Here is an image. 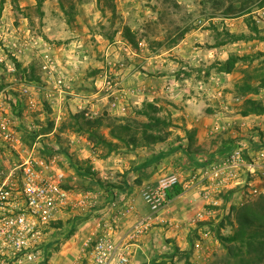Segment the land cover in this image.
Here are the masks:
<instances>
[{
    "label": "rangeland",
    "instance_id": "1",
    "mask_svg": "<svg viewBox=\"0 0 264 264\" xmlns=\"http://www.w3.org/2000/svg\"><path fill=\"white\" fill-rule=\"evenodd\" d=\"M246 12L251 14L244 15ZM254 26L260 30L259 35L264 36V0H101L99 3L98 0H0V120L7 123L19 141L16 151L0 141V172L8 174L27 158L46 161L56 158V164L68 174L67 181H74L78 176L76 166L82 165L80 159L84 160L85 156L90 158V155L103 156L108 150L98 145L91 147L94 144L88 135L75 131L74 117L78 115L88 120L102 118L101 132L110 140L109 130L114 128L120 131V126L125 125L131 129L129 134H135L140 139L142 125L148 121L141 111L148 103L159 108L156 115L173 123V113L153 102L134 107V99L128 98L130 106L127 105L126 110L118 95L124 89L120 76L132 64L133 58L138 66L145 65L146 57H153L161 49L174 47L192 34H198L193 38V43L202 48L210 47L212 40L220 45L228 41L234 48L225 57L226 60L231 56L250 57L239 61L231 73L220 72L219 65H215L226 60H215L209 68L229 75L224 91L233 94L235 104H242L241 110L247 99L259 100L264 104V48L246 46L251 41H264L238 40L231 36H255L256 32L252 30ZM125 27L133 32L136 44L124 38ZM240 42L246 43L243 48ZM218 57H221L220 51ZM15 60L22 67L18 68ZM176 61L186 62L185 59ZM201 63L208 64L205 61ZM70 66L77 74H85V83L89 84L84 83L83 87H79L77 83L80 81L76 79L74 87L107 97L105 108L96 109L95 112L89 109V101L84 105H72L68 97L63 98L64 92L70 89L67 86L72 75V72L69 74ZM144 67L146 69L139 68L142 73L147 76L155 74L148 70L147 65ZM28 68L39 81L29 79L24 71ZM181 70L183 75L189 72L186 68ZM210 75L208 72L204 76L207 78ZM246 78L251 79L250 83L258 88V93H240L236 89ZM171 128L165 129V132L170 130L172 138L168 145L182 141L181 135H177L178 131ZM81 135L87 138L90 145L84 141L74 145L75 139ZM239 144L235 143L232 148ZM124 153L119 151L115 154L119 160L114 165H118L119 169L114 180L100 181L96 178L98 173H94L93 180L79 176L75 180L76 185L94 194L109 192L116 187L123 188L122 181L132 164ZM71 156L75 159L74 167L69 162ZM86 162L83 167H88ZM254 186L259 193L248 191L241 202L229 204L225 200L220 205L209 206L220 211L216 218L198 220L184 231L180 241L176 237L171 239L174 244L167 239L169 245L157 253L150 264H264V260H260L264 257L257 258V253L251 248L238 243L236 253L230 254L218 239L220 233L229 236L240 230L239 218L245 206L264 213V181L263 187L262 184ZM60 226L62 224L53 221L50 228H44L35 259H24L20 264H65L64 256L59 253L66 242L59 240L52 243L48 242L49 238L46 239L50 229L59 230ZM89 250L88 247L86 253ZM84 261L82 257L80 262Z\"/></svg>",
    "mask_w": 264,
    "mask_h": 264
},
{
    "label": "crops",
    "instance_id": "2",
    "mask_svg": "<svg viewBox=\"0 0 264 264\" xmlns=\"http://www.w3.org/2000/svg\"><path fill=\"white\" fill-rule=\"evenodd\" d=\"M197 35V33L192 34L183 39L180 44L161 49L160 53H153V57H146L143 64L148 66L151 73H155L152 74L153 76L142 73L139 68L146 69L145 65L138 66L134 58L132 64L122 72L120 84L121 86L123 84L124 89L118 95L125 109L127 110V105L130 106L128 98L134 99L132 101L134 107H137L135 105L141 107L144 102H153L159 107H167L173 113L172 119L175 126L171 130L178 131L177 135H181L182 141L168 145L167 142L172 140L169 137L166 142L140 148L132 145L123 147L124 144H122L116 151L107 150L103 156L90 155V158L85 156L84 160L80 159L82 166L85 164L84 161H87L91 172L98 173L96 178L100 181L116 178L119 166L114 164L118 163L119 158H115V154L119 151H125V156L132 161V164L125 180L122 181L123 188H112L111 193L100 191L98 194L86 195L88 191L76 185L75 180L81 176L78 172L74 181L66 180V188L73 193L71 204L57 216L56 221L62 224L58 227L59 230L50 229L46 235V239L49 238L48 242L54 243L59 240L66 242L62 244V250L59 253L64 256L65 264L79 263L86 255L89 243L95 235L97 233L99 235L110 226L118 236L129 235L137 219L149 213L142 197V190L146 186L157 183L168 174H179L187 178L197 175L198 179H203L209 176L213 165L224 163L227 150L235 143H248L257 149L260 148V144L264 146V115H242L240 108L242 104H235L233 94L224 91L226 77L229 75L217 73L209 68L215 60H226L225 57L234 47L232 48L228 41L220 45L214 44L213 40L209 42L210 47H198L193 43V38ZM245 44L240 42L242 48ZM252 45H258L261 50L264 48V43L258 41L246 44L250 47ZM218 51L221 57H218ZM177 59H185L186 62L183 64L176 61ZM201 61L207 62L209 66L202 64ZM184 68L189 71L186 75H183L181 70ZM71 72L72 75L69 76L67 83L70 89L64 92L63 98L68 97V102L72 105L74 103L84 105L89 101L91 102L89 109L95 112H97L96 109L105 108L107 97L99 96L93 91L76 89L74 81L79 79L80 82L77 84L83 87L85 74L82 72L77 74L72 67L69 74ZM208 72L219 78H213L211 75L206 78L204 75ZM226 85L229 87V84ZM185 130L196 131L195 142L191 146L193 153L185 155L180 150H176L157 163L146 165L160 152L174 150L180 144L186 148L189 140L186 138ZM112 140L117 142L115 139ZM80 141L88 142L87 138L81 135L73 143L78 145ZM90 142H88L89 145ZM53 159L50 161L55 162L56 158ZM69 162L74 167L75 159L72 156ZM256 171L264 175V163ZM260 174L242 171L232 179L230 184L225 183V185L217 186L218 188L212 186L209 198L202 197L198 189L175 195L171 203L161 212L156 226L147 235L141 238H130V235L126 238L130 244L131 264H150L156 254L161 253L162 249L169 245L167 239L169 243H173L171 239L175 237L177 241H180L184 231L189 226H194L198 220L216 218L220 211L210 209L209 206L220 205L225 200L229 204L239 200L241 202L246 192L251 189L249 185L261 186L262 184L263 187L264 180L261 179ZM90 179L93 180L94 177ZM113 191H115L114 194ZM100 193L102 197L99 198ZM68 234H70L69 237H67Z\"/></svg>",
    "mask_w": 264,
    "mask_h": 264
},
{
    "label": "built area",
    "instance_id": "3",
    "mask_svg": "<svg viewBox=\"0 0 264 264\" xmlns=\"http://www.w3.org/2000/svg\"><path fill=\"white\" fill-rule=\"evenodd\" d=\"M0 141L12 150L18 149L16 134L1 120ZM259 147L239 144L226 155L224 163L213 165L209 176L203 179H198L197 175L187 178L169 174L157 184L146 186L142 197L149 213L137 219L131 234L118 236L112 226L106 228L90 241L85 261L77 264H131L130 244L126 238L130 235V238H141L152 230L161 212L171 203L169 195L175 187L180 186L185 192L198 189L202 197L209 198L212 186L230 184L242 171L260 174L256 170L262 167L264 146ZM66 180V172L54 161L31 158L23 160L8 174L0 172V264H20L24 259H35L43 229L49 228L58 214L71 204L73 193L66 188ZM249 187L250 193H259L254 185Z\"/></svg>",
    "mask_w": 264,
    "mask_h": 264
},
{
    "label": "trees",
    "instance_id": "4",
    "mask_svg": "<svg viewBox=\"0 0 264 264\" xmlns=\"http://www.w3.org/2000/svg\"><path fill=\"white\" fill-rule=\"evenodd\" d=\"M101 0H98V3ZM251 14V12H246L244 15ZM252 30L256 32L255 36H235L231 35L233 39L238 40H253V39H259L261 41H264V36H260V30L257 29L256 26L252 27ZM124 38H126L130 43L136 44L135 36L133 35V32H131L130 28L125 27L124 31ZM264 55V54H263ZM248 56H231L228 60L225 62H220L215 65H219L218 70L220 72L225 73H231L236 67V64L241 60L249 59ZM15 65L19 68L22 67L21 64L15 60ZM27 74L30 80L39 81V78H34L33 71L28 69L24 70ZM251 79L246 78L242 84H239L236 86V89L240 93H258V88L256 86L251 85ZM262 86H264L263 80H262ZM159 108L155 106L152 103H148L144 105L143 110L141 111V114L145 115L148 118V121L144 123L143 129L140 132V139L135 134H129L131 133V129L129 126H120V131L117 129L111 128L109 130V134L112 137V139L117 140V142L110 140L106 135H104L101 132V127L103 126V119L97 118L95 120H88L83 117V115L75 116V131L81 134H87L89 137V140L94 144L98 145V147L102 146L109 150V152L116 151L120 148V143L126 145V146H133V147H150L151 145H155L158 143L166 142L170 135V130L168 132H165V129L171 128L173 126V123H171L170 120H166L165 118H162L161 116H158L156 114L159 113ZM241 114L244 116H248L251 114L255 115H264V104L261 103L259 100H253V99H247L243 104V109L241 110ZM186 131V138L189 140V145L184 148L181 144L174 148V150L168 151V152H160L159 154L153 156V158L146 164V165H152L154 163H157L158 161L165 158L168 154L174 151H181L185 155H190L192 152L191 146L195 142L196 137V131L195 130H185ZM49 132L45 133L48 134ZM233 145L230 146V148L227 150V154L233 150ZM197 151H195L196 153ZM205 166V165H204ZM77 172L79 175L84 177H93L94 174L91 172L89 167H83L82 165H77ZM183 192L182 188L180 186H177L174 188V191L172 194H170V198H174L175 195H179ZM259 204V202H257ZM256 203V206H257ZM262 208V207H261ZM240 230L234 235H223L218 234V239L221 241V243L227 248L228 252L230 254H235V250L237 249V244L240 243L242 246L251 248L254 250L257 254L256 257H264V213L259 212L255 208H251V206H245L243 208V211L240 214ZM240 247V246H239ZM264 260V259H260ZM254 263H256L255 260H252ZM252 262V263H253Z\"/></svg>",
    "mask_w": 264,
    "mask_h": 264
}]
</instances>
